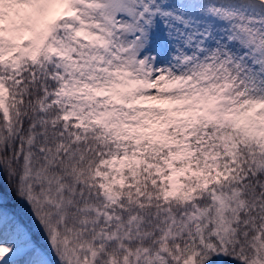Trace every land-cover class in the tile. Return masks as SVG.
Listing matches in <instances>:
<instances>
[{
  "label": "snow or ice",
  "instance_id": "snow-or-ice-1",
  "mask_svg": "<svg viewBox=\"0 0 264 264\" xmlns=\"http://www.w3.org/2000/svg\"><path fill=\"white\" fill-rule=\"evenodd\" d=\"M0 264H264V0H0Z\"/></svg>",
  "mask_w": 264,
  "mask_h": 264
}]
</instances>
